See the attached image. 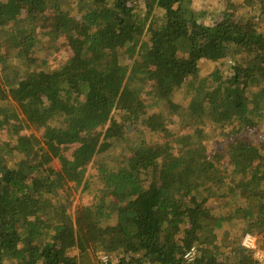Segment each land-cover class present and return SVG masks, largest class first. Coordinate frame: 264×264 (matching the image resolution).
<instances>
[{
  "label": "trees",
  "instance_id": "1",
  "mask_svg": "<svg viewBox=\"0 0 264 264\" xmlns=\"http://www.w3.org/2000/svg\"><path fill=\"white\" fill-rule=\"evenodd\" d=\"M143 1L0 0V264H258L240 237L264 233V139L240 133L264 120V31L229 7L207 24L191 0ZM42 35L72 51L57 68L34 66ZM204 59L218 65L200 77ZM179 89L187 106L156 110ZM177 115L194 130L170 129ZM205 122L231 127L225 151L209 154ZM128 124L152 141L117 145ZM86 174L101 186L71 212L60 191Z\"/></svg>",
  "mask_w": 264,
  "mask_h": 264
},
{
  "label": "rangeland",
  "instance_id": "2",
  "mask_svg": "<svg viewBox=\"0 0 264 264\" xmlns=\"http://www.w3.org/2000/svg\"><path fill=\"white\" fill-rule=\"evenodd\" d=\"M192 6L197 10H205V17L204 22L207 24H212L219 18H221L223 11L226 10V7H229L232 9L236 15L237 18H247V19H253L254 22L257 24H260V30L264 31V11L262 9V0H234L235 2V8L233 9L229 4L225 2V0H191ZM140 9L145 8L144 1L140 0L139 3ZM153 14L160 15L161 11L157 8L154 9ZM8 26H12V23H9ZM4 34H0V41H2ZM7 46L4 42V45L2 47V52H6ZM72 51L70 47L66 44L65 40L63 38H59L58 40H49V37L47 36H40L39 37V43L36 47V50L31 54V56L35 60V67L37 69H47V68H57L62 63H64L71 55ZM10 59L13 60V64H19L21 68H23L24 62L20 58L16 57L14 53L9 54ZM45 61V63H43ZM130 61V60H129ZM229 63V62H228ZM233 64V63H231ZM218 65L217 62L211 61V60H201L199 62V76L203 77L210 73L216 66ZM221 70L223 73L230 72L226 67L227 65H221ZM1 68V65H0ZM191 96L185 92V90L179 89L174 91L173 95L171 96V99L168 100V102H164L160 107H158L156 110H159V108H163L164 110L170 109V104L173 102L180 103L184 106H187L190 101ZM118 118L117 116H115ZM175 121L169 124V128L174 130L175 132L183 133V132H191L194 130V127L196 124L189 122H192V119L184 116V115H177L174 117ZM198 128L196 129L197 132H205V144L207 147V150L209 154H215L216 152H222L225 151V146L227 142L229 141L228 135L221 134V131L227 132L230 130L231 127L223 126V127H217L214 126V124H209L208 122L198 124ZM254 133V131H256ZM30 131V130H24V132ZM240 136L245 137L249 136L253 142H258L264 139V120L260 122L259 125H256L254 129L250 130H243L240 133ZM8 137V134L5 130L2 131V134H0V140H4ZM139 140L141 138H145L146 140H150L151 136L147 129L144 128V130L139 127L135 126L134 124H128L124 129V140L123 142L118 143L117 145H120L124 147L130 144L129 141L133 140ZM56 165L58 166V163L56 162ZM89 172H95L93 169L89 168ZM90 180V183L88 185V188L85 189L83 186H76L73 182L70 183L69 187L64 192L60 191V197L65 198L67 197L70 200L71 207L70 211L73 212L76 207L79 204L87 205L90 204L92 200H94V196L96 194L97 189L100 188V182L99 179L96 176H87ZM84 188V190H83ZM222 203L226 201V199L221 200ZM234 232L239 235L240 233L243 234V227L242 223L237 224L235 229H233ZM260 235V234H259ZM260 236H264V233H262ZM242 238V236L240 237ZM104 253L99 252V258L100 255ZM112 256V259L116 260L118 258V255L115 253L110 254Z\"/></svg>",
  "mask_w": 264,
  "mask_h": 264
},
{
  "label": "built area",
  "instance_id": "3",
  "mask_svg": "<svg viewBox=\"0 0 264 264\" xmlns=\"http://www.w3.org/2000/svg\"><path fill=\"white\" fill-rule=\"evenodd\" d=\"M241 245L251 253L258 264H264V236L246 232L241 238ZM194 254L195 247H192L185 256L188 259H192ZM100 260L106 263L109 261V256L107 254H102L100 255Z\"/></svg>",
  "mask_w": 264,
  "mask_h": 264
}]
</instances>
